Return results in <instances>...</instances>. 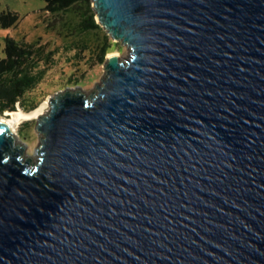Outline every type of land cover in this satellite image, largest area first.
<instances>
[{
    "label": "water",
    "instance_id": "95a60500",
    "mask_svg": "<svg viewBox=\"0 0 264 264\" xmlns=\"http://www.w3.org/2000/svg\"><path fill=\"white\" fill-rule=\"evenodd\" d=\"M92 2L129 55L0 120V264H264V0Z\"/></svg>",
    "mask_w": 264,
    "mask_h": 264
},
{
    "label": "trees",
    "instance_id": "16d2710c",
    "mask_svg": "<svg viewBox=\"0 0 264 264\" xmlns=\"http://www.w3.org/2000/svg\"><path fill=\"white\" fill-rule=\"evenodd\" d=\"M43 1L45 5L42 11L56 16L65 14L69 17L65 22L67 26L65 37L81 36L101 27L94 19L95 11L90 6L92 0ZM18 20L16 12L0 11L1 27H13ZM68 43L67 49L75 46V58H83V67L79 68L80 64L74 59L72 62L74 67L69 71H64L61 67L53 69L56 48L44 50L46 44L35 46L33 43L17 41L11 36L4 38V55L0 57V113L15 111L17 107L23 111L36 108L48 93L47 87L51 86L52 81L46 78L53 70L62 74L60 78L62 86L76 84L87 69L104 63L107 53L122 50L120 42L115 41L107 32L99 42L87 43L85 38L79 37L71 39Z\"/></svg>",
    "mask_w": 264,
    "mask_h": 264
},
{
    "label": "rangeland",
    "instance_id": "374dc122",
    "mask_svg": "<svg viewBox=\"0 0 264 264\" xmlns=\"http://www.w3.org/2000/svg\"><path fill=\"white\" fill-rule=\"evenodd\" d=\"M44 5L45 2L43 0H0V11L11 10L16 12L19 16L18 23L13 27L3 28L0 25V57L4 55V38L6 36H11L17 41L33 43L35 46L46 44L44 50L56 48L57 52L54 57L53 69L61 67L64 71H69L72 67H74V65H72L74 59L80 64L79 68L83 67V58H75V46H70V49L66 48V46L69 45L68 42L73 38L77 39L79 37L85 38L87 43L99 42L106 33V30L101 26L102 28L100 27L93 32H89L81 36L73 35L65 37L67 32L65 22L69 20V17L65 14L56 16L42 11ZM90 6H93V2H91ZM94 19L98 23L95 14ZM120 46L122 47L121 52L118 50H113L111 52H117L121 58L128 57V47L122 45L121 43ZM109 53L106 54V57ZM103 66L104 63L87 69L76 84H70L65 87L60 84L62 74L53 70L46 78L47 80L52 81V83H50L51 86L47 85L48 93L40 104L45 103V110H48V97L57 91L65 90L67 87L70 90L80 88L82 92L87 93L94 86H96V84H99L104 77L105 70L103 69ZM15 111L19 112L23 110L20 107H17ZM7 112L8 111H4L0 113V116H7ZM36 123L37 118L28 119L21 122L17 128V137H15V140L16 142L25 145V151L27 153L26 156L33 155L35 153V149L40 143L39 138L41 137V134L36 131Z\"/></svg>",
    "mask_w": 264,
    "mask_h": 264
},
{
    "label": "bare ground",
    "instance_id": "6f19581e",
    "mask_svg": "<svg viewBox=\"0 0 264 264\" xmlns=\"http://www.w3.org/2000/svg\"><path fill=\"white\" fill-rule=\"evenodd\" d=\"M112 54H118V53L111 52L108 54V56ZM45 106L46 104L42 103L30 111H19V112L8 111L7 116H0V120L5 122L9 126L10 131L12 132V136L17 137V128L19 124L25 120L37 118L41 114H44L45 111L47 110V109L45 110L46 108Z\"/></svg>",
    "mask_w": 264,
    "mask_h": 264
}]
</instances>
